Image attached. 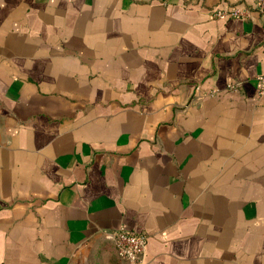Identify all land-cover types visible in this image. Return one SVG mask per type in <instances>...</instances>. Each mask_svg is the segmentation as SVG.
I'll list each match as a JSON object with an SVG mask.
<instances>
[{"label": "crops", "instance_id": "crops-1", "mask_svg": "<svg viewBox=\"0 0 264 264\" xmlns=\"http://www.w3.org/2000/svg\"><path fill=\"white\" fill-rule=\"evenodd\" d=\"M251 1L0 0V264H264Z\"/></svg>", "mask_w": 264, "mask_h": 264}, {"label": "built area", "instance_id": "built-area-1", "mask_svg": "<svg viewBox=\"0 0 264 264\" xmlns=\"http://www.w3.org/2000/svg\"><path fill=\"white\" fill-rule=\"evenodd\" d=\"M251 10L264 13V0H252L249 6L231 4L224 7H214L208 11L209 16L214 19H222L227 17H246ZM260 82L258 93H262L264 89V71L255 75ZM236 83H226V88L235 89ZM214 90L208 91L212 94ZM113 239L116 255L122 259L125 264H144L143 251L145 243V235L141 232H134L123 229L122 227L115 229L110 233Z\"/></svg>", "mask_w": 264, "mask_h": 264}]
</instances>
